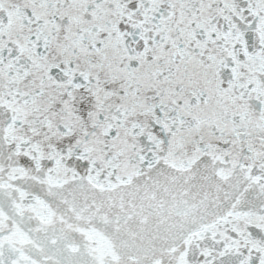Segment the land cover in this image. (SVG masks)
I'll return each instance as SVG.
<instances>
[{
  "label": "snow or ice",
  "instance_id": "snow-or-ice-1",
  "mask_svg": "<svg viewBox=\"0 0 264 264\" xmlns=\"http://www.w3.org/2000/svg\"><path fill=\"white\" fill-rule=\"evenodd\" d=\"M0 264H264V0H0Z\"/></svg>",
  "mask_w": 264,
  "mask_h": 264
}]
</instances>
